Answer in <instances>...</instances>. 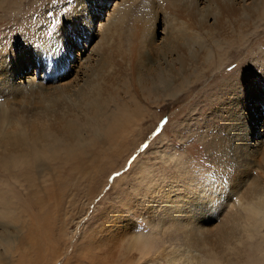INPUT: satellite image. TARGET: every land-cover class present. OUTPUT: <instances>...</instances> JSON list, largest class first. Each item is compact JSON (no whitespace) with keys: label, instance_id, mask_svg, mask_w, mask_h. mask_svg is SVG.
<instances>
[{"label":"bare ground","instance_id":"6f19581e","mask_svg":"<svg viewBox=\"0 0 264 264\" xmlns=\"http://www.w3.org/2000/svg\"><path fill=\"white\" fill-rule=\"evenodd\" d=\"M41 1L44 0H0V13L11 11L19 14L24 9L33 10L32 8L38 7ZM88 1L91 3L94 0ZM122 1L123 4L126 2V0H120L118 4ZM139 1L143 3L140 7L142 12L145 10L146 3L151 4V9L158 6L159 9H163V12L167 11L178 19L179 28H176L178 25L172 21V30L161 33L163 40H159L157 43L155 37L159 32L155 30V14L158 12L150 10L151 16L149 13H145L141 19H138L132 9H127V14L125 13L126 15L117 24L112 21L109 24L107 31H115L112 37L104 35L101 41L103 42L107 37L106 48L112 52L108 53L104 48L102 49V46H97L94 50L90 45L93 42V33H90L91 25L95 15L106 3L103 2L98 8L90 9L88 3L83 0H75L74 5L69 9H65L64 12L63 9L60 14H55L60 22H56V27L52 32L48 29L47 24L48 27L43 28L32 26L27 37L22 35L20 37V34H17V36L13 35L15 37L12 42L10 41V44L1 43L3 46L10 45L6 47L7 53L0 52V167H5L10 174V176L7 174L6 181L0 180L1 216L5 212L8 214L11 209L17 210L18 213L19 191L17 192L15 186H9V183H14L11 182L13 178H28L32 171L36 170L35 173L46 172L49 170L47 167L55 164L59 167H68L70 177L67 178H70L71 183L78 186L87 178L90 179L94 171L96 172L98 169L96 163H101L104 160H110L111 163L119 161L124 155V151H129L135 145L130 144L131 141L128 142V136H135L143 132L145 117L150 114L148 110L145 112L143 109V107H147L148 103L142 102V96L147 100L154 102L158 100L159 102L160 90L170 92L174 90L175 86L176 89L183 88L189 83H192L191 88H195L197 77L205 72L210 61L213 62L215 58L219 59L218 55L221 57L224 55L225 60L222 57L224 63L226 59H229L226 53L229 47H225L224 52L223 49H221L222 52H214L205 44L206 41L210 40L212 43L215 42V44L223 46L224 40L227 39L226 43L246 50L247 48L245 49L244 46H250L257 42L254 39L256 38L255 34L249 37L252 33L247 34V29L253 26L258 29L257 23L264 21V8L261 11L257 8L258 2L264 0H244V2L243 0H204V6H200L199 0ZM250 3L253 8H249ZM77 5H82V10H78ZM197 8L198 10L195 11ZM243 12L249 14L250 17L241 16ZM221 14L222 16H220ZM228 20L232 21L235 27H232L231 33L227 32L232 26ZM235 20L237 22H234ZM28 21L36 25L39 19ZM49 22L51 23V20ZM194 29L200 34L195 31L194 35L192 33ZM207 30L227 33L217 35L214 39L209 32H207L209 34H205L204 31ZM39 34L47 39L41 36L42 43L37 45L36 37ZM90 37L92 40L88 45L80 43L82 39L88 40ZM261 37L259 35L257 39ZM64 38L67 39L62 42ZM212 43L210 45L214 46ZM76 47L80 48L79 52L85 48L83 58L86 62L74 66L73 73L66 77V73H62V70L64 65L71 61L72 52ZM30 66L35 67L37 75L40 76L28 79L23 83L21 79L27 77ZM41 72L44 75L41 76ZM261 75L264 76L263 73ZM65 78L69 80H65L64 84L59 82ZM263 79L262 77V81ZM260 83L257 85L263 88L262 91L261 88L255 89L252 86L241 94L253 97L256 103L263 105L262 109L256 108L253 114L249 112L247 122H240L242 124L233 128V131L236 132L234 135L237 137L244 135L243 140L248 142L245 143L244 152L242 151V157L241 155L240 157L247 162L250 159L252 162V158H254L253 166L258 167L257 165H259L261 174L256 175V178L249 179L248 172L243 169H238L239 176H236L235 172L233 173L231 170L228 172L223 169L222 162H225V157H232L234 154L228 153L226 148L228 139L225 141V134L211 138L215 135L213 134L216 132L215 130L205 143L206 151L209 152L215 168L211 173H206L204 178L216 180L218 188L214 184L197 181L195 184H198L196 188L199 189L192 190V186L195 185L191 183L195 176L192 171H187L189 178H186V184H190L187 188L183 187L184 190H181L182 187L178 183V185L174 184L175 180L170 184L161 183L160 186L158 185L159 199L162 201L173 203L176 199L185 198L184 203H174L173 207L176 211L172 206L165 207L167 211L165 212L168 213L165 215L173 222L174 226H167L169 236L167 231L164 232L168 240L173 239L177 234V236L179 235L178 240L194 248L201 243L203 245L205 242H211V245H209L210 243L204 244L209 245L208 250L214 252L209 256L223 259L225 256H221V252L226 251L224 246L233 247L240 235L239 222L235 226L237 217L236 219L235 216L233 217L236 210L230 211L228 201L224 204L225 196L226 200L232 199L231 193L236 192L240 201L239 204L237 203L238 205H235L238 210L240 203L243 205L244 199L247 201L257 200V202L261 200L264 205V150H262L263 147L258 150L264 138V131L263 133L256 131V125L262 124L261 119H264V83ZM132 88L135 92L131 91ZM223 98H225L224 94ZM10 103H16V105L12 107ZM6 104L10 105L9 108H5ZM214 110L217 111V107ZM236 118L238 119V117ZM235 122L237 123V121ZM235 147L239 150V146ZM235 155L234 157L238 159L236 153ZM246 155H250L251 158H246ZM215 156L220 162L215 161ZM229 159L233 162L231 158ZM14 169L21 170L13 172ZM178 173L181 174L180 169L176 170L173 176ZM230 176L233 178L231 181L234 180L237 185L242 184L243 190L239 187L237 190L231 188L227 194L223 192L221 189L224 184L223 178ZM178 181L185 184L182 179ZM217 189H220V193ZM33 191V188L27 187L22 190V193L26 199H31ZM37 199L36 203L25 201V204H22V209L24 208L30 214L29 218L36 221L45 219L44 223L48 220V212L51 211L49 200L44 196ZM31 205H35L37 207L35 209L38 210L30 212L28 207ZM226 207L229 209L225 210ZM261 207L255 204L252 211L260 213L259 208ZM218 209L219 211H217ZM208 210L211 212L212 210L217 212L222 210L221 216L216 218L214 214L207 217ZM240 214L242 213L240 212ZM176 215L179 216L177 217L179 220L171 218ZM192 219L194 220L191 221ZM212 219L215 223L210 226L209 223L212 222ZM186 220L188 225L184 223ZM104 232L99 235L101 238L97 239V242L92 243L94 249H85L84 251V254L91 256L93 261L99 255L100 263L110 262L116 256L119 258L122 250L121 243L106 242L105 236L107 237V235ZM131 236L132 246L144 251L145 249L141 246L142 240L139 243L141 234L131 233ZM212 236H215L218 241L211 238ZM141 239L144 240L143 237ZM42 251L43 249L39 251L40 255ZM235 252L238 255L242 253L237 250ZM210 264L219 263L212 261Z\"/></svg>","mask_w":264,"mask_h":264},{"label":"rangeland","instance_id":"374dc122","mask_svg":"<svg viewBox=\"0 0 264 264\" xmlns=\"http://www.w3.org/2000/svg\"><path fill=\"white\" fill-rule=\"evenodd\" d=\"M74 1L44 0L40 2L38 7L32 8L33 10L24 9L20 11L22 14L20 12L19 14L18 12L12 13L11 11L4 14H2L4 11L0 13L2 14L0 17V47L3 48H0V52L7 53L8 49L6 47L10 45L3 46L2 44H10L17 34H20V37L21 35L27 37L30 34V28L49 26L48 29L52 32L56 27V22H60L55 14H60L63 9V12L65 9H69L74 5ZM83 1L88 3L90 9L98 8L103 2L106 3L100 12L95 15L91 30L89 29L90 33H93V42L90 44L91 49L102 46V49L104 48L108 53L112 52L106 48L108 38L106 37L103 42L101 41L104 35L112 37L115 31H107L109 24L111 21L117 24L127 14V9H132L138 19H141L145 13H149V16H151L150 10L158 12L155 14V30L159 32L155 37L157 43H159V40H163V34L161 33L172 30V21L178 25L176 28H179L180 25L178 19L167 11L163 12V9H159L158 6L151 9V4L146 3L145 10L142 12L140 7L143 3L139 0H126L124 4L123 1L118 4L120 0H94L91 3L88 0ZM199 3L200 6L205 5L204 0H199ZM258 3L257 8L261 11L264 8V1ZM82 8V5H77L78 10H82ZM249 8H253L251 3ZM197 10L198 8L195 9V11ZM241 16L250 17L246 12H243ZM35 19H39L36 25L28 21H35ZM229 22L232 26L227 32L231 33L235 27L232 21ZM257 24L259 30L254 26L247 29V34L252 33L249 37L255 34L254 37L256 38L254 39L257 42L250 46H244L245 49L247 48L246 50L239 49L236 45L234 47L231 43H226L227 39L224 40L223 46L217 45L215 42L212 43L210 40L205 42L208 48H211L214 52H220L221 49L224 52V48L229 47L226 52L229 59H226L227 63H224V55H222L224 60L221 55H218L219 59L215 58L213 62L210 61L205 72L197 77V81L195 80V88H191L192 83H189L183 88L176 89L175 86L174 90L170 92L160 90L159 102L158 100L156 102L147 100L142 96V102L148 103L147 107L150 108L143 107V109L145 112L148 110L150 114L145 117V125L142 127L143 132L136 133L135 136H128V142L131 141L133 143L130 142V144L135 145L129 151L125 150L120 160L118 156L119 161H116V163H111L110 160L96 163L95 165L98 168L96 172L93 170L92 177L87 178L89 180L86 179L78 186H75L71 183L72 180L67 178L70 172L68 167H59L55 164L47 167L49 170L46 172L35 173L36 170H34L28 178L11 179V182L14 183H9V186L13 185L17 188V192L19 191L18 213L17 210L11 209V213L7 210L9 215L7 212L2 214V216L5 215L3 217L0 214V264H210L212 261H217L219 264H264V205H262L261 200L257 202V200L247 201L244 199L243 205L240 203L238 210L235 205L239 204L240 201L236 192L231 193L232 199L226 200L225 196L224 204L228 201L230 211L232 209L236 210L233 217L235 216V219L237 217L235 226L239 222L240 235L233 247H229L230 245L224 246L226 251H222L221 256L225 257L217 259L209 256L214 254V252L208 250L211 242H209L210 244L204 243L209 245H202L201 243L194 248L178 240L179 235L177 236V234L174 237L175 239L168 240L166 238L164 232L167 231L169 236L167 226H173V222L166 216L168 213H166L165 207H173L175 202L184 203L185 198L176 199L173 203L159 199V186L161 183L170 184L175 180L174 184L181 185V190H184L183 187H189L190 183L186 184V178H189L187 171H192L195 174L192 184L200 181L201 183L214 184L216 188L219 187L216 180L204 178L206 173H211L215 168L214 162L205 147L206 140L215 130L216 132L213 133L215 135L212 134L211 138L225 134V141L228 139L226 142L228 153L234 154V156H236V153L238 156V159L233 155L232 157H225V162L221 161L224 164L223 169L228 172L230 170L233 173L235 172L236 176H239L238 169H243V171L248 172L249 179L256 178V175L261 172L259 165H257L258 167L253 166L254 158H252V162L251 159L247 162L241 158L245 143L248 142L243 140V134H241L243 136L238 135V139L234 135L236 132L233 131V128L242 124L240 122H247L249 112L253 114L256 108L262 109L263 107V105L256 103L250 95L241 94L252 86L255 89L261 88V91L263 90L257 84L260 83L259 80L262 81V77L264 78L261 75V73L264 74V70H262L264 69V21ZM195 31L196 29L192 30L194 35ZM216 31L207 30L204 32L205 34L207 32L212 34L214 39L217 35L227 33ZM196 32L200 34L199 31ZM159 34L161 35L159 36ZM258 34L262 36L260 39H257L259 38ZM66 39H62V42ZM91 40L92 37L88 40L82 39L80 43L88 45ZM211 43L214 46H211ZM79 49V47L75 48L72 52L71 61L64 65L62 73H66V77L73 73L72 68L74 66L86 62L83 58L85 48L80 52ZM262 52L263 54H261ZM80 58L83 59L80 60ZM42 75H44L43 72H41ZM36 76L40 75H37L35 67L30 66L27 77H23L21 82L25 83L28 79H33ZM65 80L69 79H61L59 82L64 84ZM263 83L264 79L260 84ZM131 91L135 92L133 88ZM223 94L225 98H223ZM10 105L14 107L16 103H10ZM10 105L6 104L4 106L9 108ZM216 107L217 111L214 110ZM236 117H238L239 122ZM261 123L256 125V131L263 133L264 119H261ZM235 146H239V150ZM261 147L264 150V138L258 150ZM216 156L215 161L220 162ZM246 158L249 159L251 156L246 155ZM178 169L181 170V174L178 173V175L173 176V173ZM20 170L14 169L13 172H19ZM8 171L5 167H0V180L6 181ZM118 172L120 175L117 176ZM162 176H164V180ZM179 179L184 180L185 184L178 181ZM232 179V176L223 178L224 184L221 189L225 194L229 193L231 188L237 190L240 187L243 190L242 184L237 185L234 180L231 181ZM197 185H193L192 190H198ZM27 187L34 190L31 199H26L23 196L22 190ZM217 190L220 193V189ZM40 196H44L49 200L51 208V211L48 212V220L44 223L45 219L36 221L29 218L30 214L24 208L22 209V204H25V201L36 203L37 198ZM255 204L262 206L259 208L260 213L252 211ZM222 207L224 208V206ZM28 208L30 212L38 210L35 209L37 208L35 205ZM226 209H229V207H226ZM217 211L212 210L211 212V210H208L206 215L208 217L215 214L214 216L217 218L222 210ZM7 216L9 217L7 218ZM177 217L179 216L176 215V217L171 218L175 219ZM177 220L179 219L177 218ZM211 221L209 225L213 226L215 221L213 219ZM184 223L188 225L187 220ZM103 232L107 235V237L105 236L106 242L121 243L122 247L119 258L116 256L107 263H100L98 261L99 255L93 261L91 256L84 254L85 249H94L93 244L101 238L99 235ZM131 233L134 235L141 234L139 243L142 240L141 246L145 249L144 251L132 246ZM178 233L180 234V231ZM142 237L144 240L141 239ZM211 238L218 241L215 236ZM41 249L43 251L40 255L39 251ZM236 250L241 251V255L236 254ZM34 257L35 259H33ZM30 260L32 261L30 262Z\"/></svg>","mask_w":264,"mask_h":264},{"label":"snow or ice","instance_id":"6c2138e0","mask_svg":"<svg viewBox=\"0 0 264 264\" xmlns=\"http://www.w3.org/2000/svg\"><path fill=\"white\" fill-rule=\"evenodd\" d=\"M41 36H43V35H41V34H39L37 37H36V43H37V45H39L40 43H42V41H41ZM45 39H47L45 36H43ZM145 139H146V137H145ZM145 147H146V145H145ZM118 175H120V173L118 172L117 173V176Z\"/></svg>","mask_w":264,"mask_h":264}]
</instances>
